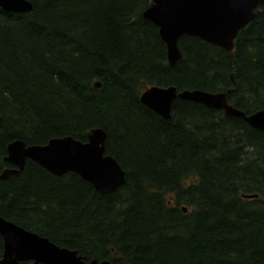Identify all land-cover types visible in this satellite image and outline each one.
Wrapping results in <instances>:
<instances>
[{
  "label": "trees",
  "instance_id": "obj_1",
  "mask_svg": "<svg viewBox=\"0 0 264 264\" xmlns=\"http://www.w3.org/2000/svg\"><path fill=\"white\" fill-rule=\"evenodd\" d=\"M29 1L31 12L0 7V215L87 261L264 264V131L179 98L166 120L140 100L151 85L231 88L236 107L263 108L264 9L232 52L183 35L171 66L143 15L152 0ZM94 127L126 171L114 193L30 159L1 178L10 142L85 141Z\"/></svg>",
  "mask_w": 264,
  "mask_h": 264
},
{
  "label": "water",
  "instance_id": "obj_2",
  "mask_svg": "<svg viewBox=\"0 0 264 264\" xmlns=\"http://www.w3.org/2000/svg\"><path fill=\"white\" fill-rule=\"evenodd\" d=\"M0 7L15 13L33 10L29 0H0ZM259 8L264 9V0H152L143 15L159 27L168 62L174 66L182 58L179 39L183 35L199 37L232 52L239 32L255 18ZM95 87H101V83L96 82ZM231 91L199 88L179 91L176 85H152L143 91L140 100L165 119L171 117L173 101L181 98L222 110L225 115L241 118L264 131V108L246 113L230 103ZM107 139L108 133L103 127L92 128L85 141L70 135L52 137L44 144H27L16 139L8 144L5 157L14 167L4 169L1 178L21 173L30 159L57 176L77 173L97 191L110 195L126 184V171L107 153ZM245 196L256 198L258 194ZM187 210L184 206L183 211ZM0 235L3 239L0 264H112L107 259L87 261L78 250L58 246L1 215Z\"/></svg>",
  "mask_w": 264,
  "mask_h": 264
},
{
  "label": "flooded vegetation",
  "instance_id": "obj_3",
  "mask_svg": "<svg viewBox=\"0 0 264 264\" xmlns=\"http://www.w3.org/2000/svg\"><path fill=\"white\" fill-rule=\"evenodd\" d=\"M180 61V60H179ZM175 66V65H174ZM178 88V87H177ZM228 89H231V88H228ZM179 90V89H178ZM180 91V90H179ZM219 91H226V90H219ZM232 92V91H231ZM179 99H181V98H179ZM229 99V98H228ZM176 100V99H175ZM174 100V101H175ZM183 100V99H182ZM174 101H173V103H174ZM191 101V100H190ZM194 102V101H193ZM173 103H172V107H173ZM197 103V102H196ZM231 103V102H230ZM200 104V103H199ZM232 104V103H231ZM203 105V104H202ZM205 106V105H204ZM235 106V105H234ZM172 107H171V117L168 119V120H170L171 118H172ZM205 107H207V106H205ZM208 108H210V107H208ZM151 109V108H150ZM212 109H215V108H212ZM152 110V109H151ZM216 110H219V109H216ZM243 110V109H242ZM154 111V110H153ZM220 111H222V110H220ZM245 111V110H244ZM155 113H157L156 111H154ZM223 112V111H222ZM246 112V111H245ZM224 113V112H223ZM246 113H251V112H246ZM158 114V113H157ZM158 115H160V114H158ZM162 118H164L162 115H160ZM227 116V115H226ZM237 118V117H236ZM165 119V118H164ZM167 120V119H166ZM247 123V122H246ZM251 126V125H250ZM27 264H30V262H26ZM25 263V264H26Z\"/></svg>",
  "mask_w": 264,
  "mask_h": 264
},
{
  "label": "bare ground",
  "instance_id": "obj_4",
  "mask_svg": "<svg viewBox=\"0 0 264 264\" xmlns=\"http://www.w3.org/2000/svg\"><path fill=\"white\" fill-rule=\"evenodd\" d=\"M31 2V1H30ZM32 3V2H31ZM33 4V3H32ZM33 11V10H32ZM264 108V107H263ZM263 108H260V109H263ZM260 109H257V110H255V111H258V110H260ZM252 112H254V111H252ZM124 169V168H123ZM32 232V231H31ZM33 233H36V232H33ZM36 234H38V233H36ZM39 236H41L40 234H38ZM41 237H44V236H41ZM47 238V237H46ZM49 239V238H48ZM50 240V239H49ZM51 241V240H50ZM54 243V242H53ZM58 245V244H57ZM59 246V245H58ZM62 247V246H61ZM24 264V263H23Z\"/></svg>",
  "mask_w": 264,
  "mask_h": 264
}]
</instances>
